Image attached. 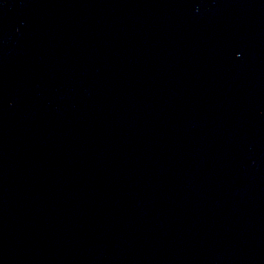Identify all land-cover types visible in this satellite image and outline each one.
<instances>
[{"label": "water", "instance_id": "obj_1", "mask_svg": "<svg viewBox=\"0 0 264 264\" xmlns=\"http://www.w3.org/2000/svg\"><path fill=\"white\" fill-rule=\"evenodd\" d=\"M0 264H264V0H0Z\"/></svg>", "mask_w": 264, "mask_h": 264}]
</instances>
